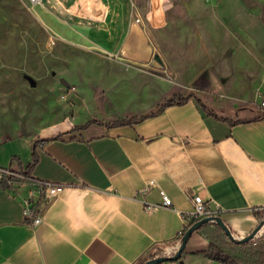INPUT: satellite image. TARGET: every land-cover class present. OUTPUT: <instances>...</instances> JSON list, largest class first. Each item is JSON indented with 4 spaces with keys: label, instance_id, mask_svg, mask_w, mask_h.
<instances>
[{
    "label": "crops",
    "instance_id": "obj_1",
    "mask_svg": "<svg viewBox=\"0 0 264 264\" xmlns=\"http://www.w3.org/2000/svg\"><path fill=\"white\" fill-rule=\"evenodd\" d=\"M46 1L50 10L36 9L50 29L93 45L120 64L155 57L162 69L156 108L174 92H194L208 110L190 98L132 124L91 123L71 130L84 123L78 121L62 132L24 136L29 148L11 146L0 166L26 168L34 146L37 161L29 173L64 187L32 225L22 214L29 186L13 191L0 185V264H141L160 256L200 219L188 218L194 193L209 202L235 237L248 234L258 222L252 211H264V20L262 31L241 20L232 23L224 15V0L180 2L181 16L157 25L148 18L152 8L145 21L133 17V0H99L102 7L86 0L77 10L72 0ZM237 49L245 52L239 70L232 56ZM128 70L106 69L110 74ZM251 73L259 81L245 95L240 84ZM137 74L141 83L149 79L142 70ZM214 82L225 100L245 95L239 101L243 107L219 110L211 96ZM80 97L77 120L96 118L93 92L83 86ZM240 118L249 120L235 121ZM57 133L59 138L33 144ZM151 179L155 185L148 186ZM159 188L170 196L169 206L160 205ZM147 203L155 207L146 210ZM213 222L191 232L185 255L209 245L203 230Z\"/></svg>",
    "mask_w": 264,
    "mask_h": 264
},
{
    "label": "rangeland",
    "instance_id": "obj_2",
    "mask_svg": "<svg viewBox=\"0 0 264 264\" xmlns=\"http://www.w3.org/2000/svg\"><path fill=\"white\" fill-rule=\"evenodd\" d=\"M85 2L72 0L71 8L77 10L82 6L84 9ZM151 2L152 5L149 0H133V17L139 18V22L145 21L148 9L152 8L148 18L153 25H157L181 16V10L177 8L180 2L192 5L195 0ZM223 2L224 15L232 23L236 19L241 20L251 24L255 31H262L264 0ZM89 3L97 7L103 4L99 0H89ZM48 5L47 10H50L51 6ZM36 8L29 7L25 0H0V141L18 135L11 142H0V162L11 146H17L23 151L29 148L22 141L24 136H44L50 134V130L62 132L75 122H85L87 117L77 120L82 113L79 108L83 86L85 90L93 92L94 103H97L92 115L102 120L152 111L156 108L154 98L160 92V78L157 74L162 73V69L155 57L145 60L122 59L121 64L115 62L113 57L97 47L82 44L50 29ZM233 48L231 44L230 49ZM233 53L239 70L238 59H242L245 52L237 49ZM248 59V64L254 66L253 59ZM115 66L129 70L117 74L106 71ZM139 70L148 73L149 79L146 82L137 81ZM245 79L247 81L241 83L240 88L247 95L248 89H252L259 81V76L251 73L245 75ZM213 85L215 89L211 91V96L219 110L224 111V107L226 110L243 107L239 101H243L245 95L243 98L230 96L225 100L224 92L222 94L216 89L219 87L218 82ZM233 93L238 94V91L231 90ZM256 212L260 218L253 215L258 219L260 227L254 237H259L264 235V222L259 220L264 219V211ZM181 254V257L175 259V264H211L209 258L201 254L185 255L184 248Z\"/></svg>",
    "mask_w": 264,
    "mask_h": 264
},
{
    "label": "trees",
    "instance_id": "obj_3",
    "mask_svg": "<svg viewBox=\"0 0 264 264\" xmlns=\"http://www.w3.org/2000/svg\"><path fill=\"white\" fill-rule=\"evenodd\" d=\"M190 98H193L195 102L199 106H201L203 110H208V107L202 102L200 97H198L194 92H189L187 94H183L181 92H174L172 95L166 98L163 103L159 104L156 110L150 111L148 113L139 116L138 115L122 116L108 121L99 120L97 118H91L82 124H74L70 129L80 130L86 128L91 123L102 124L107 127L132 124L147 116L155 115L159 113L168 105L183 104L186 101H188ZM247 120L249 119L240 118L235 121H247ZM60 136L61 133H57L49 137L36 138L35 140H33V144L35 145L39 140L46 141L50 139L59 138ZM36 161H37V154L33 146L32 161L29 162L26 166V172L28 174H30L29 170ZM0 185L5 186V184L1 180H0ZM253 214L256 215L257 218H260V216H258V213L254 210H253ZM259 220H262V218ZM193 222L194 220L191 221L190 224H192ZM202 226H204V224H202ZM203 235L208 239L209 245L203 249L193 250L191 251V253L201 254L205 257L216 260L219 264H223V263L224 264H264V236L256 238L255 240L252 239H248L245 241L235 240L230 238L222 229V227L216 222H213L211 225H207L203 230Z\"/></svg>",
    "mask_w": 264,
    "mask_h": 264
},
{
    "label": "built area",
    "instance_id": "obj_4",
    "mask_svg": "<svg viewBox=\"0 0 264 264\" xmlns=\"http://www.w3.org/2000/svg\"><path fill=\"white\" fill-rule=\"evenodd\" d=\"M31 8L40 6L43 9H49L46 0H25ZM261 105H264V99L261 100ZM0 180L10 190L16 191L23 185H28L27 193L22 197V214L24 218L32 225L38 224L42 219V212L46 204L54 198L58 192L64 187V184L51 180L31 176L26 172V168H12L10 166H0ZM155 185L154 180H149L148 186ZM162 196V206H169L171 198L163 188H159ZM193 209L188 218L195 219L204 216L214 215V211L209 205V202L202 198L200 194L194 193L191 195ZM155 205L150 203L145 204L144 208L150 210ZM180 240L170 248L163 251L162 255L170 256L174 254L179 246ZM167 264H175V260H168ZM224 264V263H223Z\"/></svg>",
    "mask_w": 264,
    "mask_h": 264
},
{
    "label": "water",
    "instance_id": "obj_5",
    "mask_svg": "<svg viewBox=\"0 0 264 264\" xmlns=\"http://www.w3.org/2000/svg\"><path fill=\"white\" fill-rule=\"evenodd\" d=\"M31 83L33 84L34 82L31 81ZM208 221H214V222L218 223L230 238L235 239V240H239V241H245V240L253 238L254 235L256 234V232L258 231L259 227H260V225L257 224L248 234H246L242 237H235L221 216H219V215L204 216V217L194 221L190 226L187 227V229L185 230V232L181 236L179 246H178V248L174 254H172L170 256L160 255V256L148 258V259L144 260L141 264H159L162 261L178 259L179 257H181V252H182L183 248L185 247L187 239H188L189 235L191 234V232L194 229H196L197 227H199L201 224L208 222ZM261 222H264V219L261 220Z\"/></svg>",
    "mask_w": 264,
    "mask_h": 264
}]
</instances>
